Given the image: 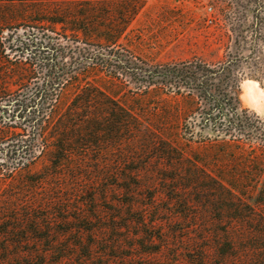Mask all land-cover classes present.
Masks as SVG:
<instances>
[{
	"label": "rangeland",
	"instance_id": "1",
	"mask_svg": "<svg viewBox=\"0 0 264 264\" xmlns=\"http://www.w3.org/2000/svg\"><path fill=\"white\" fill-rule=\"evenodd\" d=\"M42 8L46 11L42 12ZM38 42L55 43L61 47L56 55L60 63L71 64L75 69L81 67L58 91L50 111L55 115L52 118L59 116L82 88L102 92V80L116 76L123 84L116 96L138 98L147 110L157 112L156 117L166 122L171 140H176L183 154L202 160L210 174L223 169L246 186L239 194L242 201L234 202L213 198L212 194L220 192L213 187L214 181L198 184L180 181L181 187L193 185L194 188L188 187L187 191L193 207L170 200V196L164 194L165 191L170 195V191L164 189L153 203L151 219L157 218L158 223L148 229L149 234L155 236L154 243H147V238L143 237L136 240L133 250L107 247L111 256L126 258L118 260L117 264H264V0H1L2 207L9 205L8 200L19 201L17 207L25 206L30 197L29 186L23 187L8 178L9 174L17 176L20 171L11 168L12 165L8 171L4 165L11 164L5 156L7 146L22 133L24 137L28 133L18 120L9 119L15 106H10L7 119L2 114L8 102L27 96L42 82L45 69L38 60L41 56L36 50ZM43 54L48 55V52L43 51ZM116 56L119 61L115 60ZM185 62H200L219 71L223 66L228 68L230 79L223 76L219 88L234 94L247 116L243 121V134L230 137L228 141H238L242 150L233 146L230 148L234 153L222 156L219 150L223 147L216 146L214 141L220 133L213 125L201 122L203 116L197 107L198 100L193 101L185 90L176 93L167 86L147 87L146 83L142 85L134 79L143 78L152 70ZM248 80L256 82L257 102L246 93ZM223 94L216 92L215 96ZM76 106L85 121L88 116L93 121L90 115L93 109L78 111V103L72 108ZM43 109L49 112V104ZM170 110L174 114L169 115ZM74 120L71 145L76 155L81 151L88 155L83 166L79 165L83 168L75 170L76 175L83 178L76 179L75 189L68 197L69 213L74 214V208L80 207L89 214L94 209L93 215L102 217L104 212H111L106 208H113L112 201L102 200V124L90 122L86 128V124L81 125L85 128L81 130L78 118ZM156 123L155 118L150 124ZM50 126L46 123L43 129L40 144L34 149L36 157L26 169L27 176L42 173L48 162L45 152L49 147L44 149V143L47 146L51 142ZM154 152L149 150L146 158L155 160ZM164 164L168 167L170 163L164 160L163 168ZM92 174L98 177L95 184L90 179ZM165 174L171 176L172 171L167 169ZM115 198L117 200L118 196ZM43 213L44 210L36 211L38 215ZM125 220L122 217L117 222L124 224ZM95 224L102 225V219ZM64 229L62 225L53 226L57 232ZM130 229L138 232L133 227ZM140 231L146 233L144 228ZM227 232L237 236L233 245L227 242ZM127 234L128 229H123L108 236ZM70 238L73 240V234ZM188 242L195 243L189 246ZM102 247L99 243L96 250L102 251ZM97 261L99 259L94 262Z\"/></svg>",
	"mask_w": 264,
	"mask_h": 264
},
{
	"label": "trees",
	"instance_id": "2",
	"mask_svg": "<svg viewBox=\"0 0 264 264\" xmlns=\"http://www.w3.org/2000/svg\"><path fill=\"white\" fill-rule=\"evenodd\" d=\"M41 11L46 10L42 8ZM60 49L55 43L38 42L36 50L41 54L38 60L45 69L43 80L27 96L8 102L2 114L7 119L10 106H15L9 119L18 120L23 125V131L28 133L27 137L22 133L7 146L5 156L11 164L4 165L7 169L12 165L11 168L20 171L17 176L8 175L10 182L29 186L31 190L25 206L17 207L19 201L16 200H8L9 205L0 206V264H117L118 260H126L123 256H111L107 247L113 250L128 247L133 250L136 240L143 237L147 238V243H154L155 236L150 235L148 229L158 223L157 218L151 219L155 207L153 203L164 189L170 191V195L164 191L170 200L193 207L187 191L188 187H194L189 184L181 187L179 182L183 180L195 184L214 181L213 187L220 189V192L212 194L213 198L242 201L239 194L243 193L246 186L235 181L234 176L223 169L217 174H210L202 160L186 156L176 140H171L170 130L166 128V122L156 117L157 112L147 110L145 103H141L138 98H129L127 95L117 97L118 88L123 84L117 81L116 76L102 80V92L82 88L66 109L52 118L55 115H51L50 111L61 86L81 70V67L75 69L71 64L60 63L56 59ZM43 51H47L48 55H44ZM119 59L115 57V60ZM145 74L143 78L139 76L134 79L140 81L139 84L146 83L147 87L167 86L176 93L185 90L193 101L198 100L197 107L203 116L201 122L213 125L220 133L217 134L220 140L217 138L214 141L216 146L223 147L219 150L222 156L234 153L230 148L233 146L242 150L238 141H228L230 137L243 134V121L247 116L246 110L239 106L237 97L219 88L224 81L223 76L230 79L227 67L223 66L219 71L200 62H185ZM230 85L234 86L232 83ZM225 87L228 89L226 84ZM216 92L224 94L216 97ZM97 99L102 101L99 103ZM47 103L49 112L43 109ZM77 103L78 111L81 108L94 110L90 114L93 121L89 116L85 121L83 114L77 112V106L72 108ZM172 114L174 111L170 110L169 115ZM75 117L80 121L79 127L86 124V128L90 122L102 124V200L112 201L113 205V208H106L111 212H104L106 215L102 214V217L93 215L96 213L94 209L89 214L80 207H75L72 214L67 206L76 179L83 178L82 175H76L75 170L83 168L79 165L83 166L88 155L85 151L76 155L71 145ZM155 118L157 123L151 125ZM46 123L51 125L49 130L52 137L50 144L45 146L44 143V149L49 147L45 152L48 162L42 173L27 176L29 172L26 169L36 157L34 149L40 144ZM151 149L157 155L155 160L146 158ZM164 160L170 163L168 167L165 164L164 168L161 166ZM167 169L172 171L171 176L165 174ZM91 176V182L95 184L98 177L94 174ZM111 195H114L113 198ZM115 195L118 196L117 200ZM91 201H94V197H91ZM37 210H44L45 213L38 215ZM122 217L126 218L124 224L117 222ZM101 219L102 225L95 224ZM235 221L239 222L237 219ZM54 225H62L65 229L57 232L53 230ZM131 227L138 232H131ZM140 228H144L146 233H142ZM123 229H128L124 237L108 236ZM72 234L73 240L70 238ZM236 237L231 232L226 234L227 242L232 245ZM99 243L103 246L102 251L96 250ZM194 243L188 242V245ZM95 259L99 261L94 262Z\"/></svg>",
	"mask_w": 264,
	"mask_h": 264
},
{
	"label": "bare ground",
	"instance_id": "3",
	"mask_svg": "<svg viewBox=\"0 0 264 264\" xmlns=\"http://www.w3.org/2000/svg\"><path fill=\"white\" fill-rule=\"evenodd\" d=\"M255 86H256L255 81L248 80L247 82H245L246 93L249 95V97L252 99V101L257 102L258 92L256 91Z\"/></svg>",
	"mask_w": 264,
	"mask_h": 264
}]
</instances>
